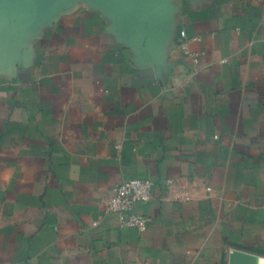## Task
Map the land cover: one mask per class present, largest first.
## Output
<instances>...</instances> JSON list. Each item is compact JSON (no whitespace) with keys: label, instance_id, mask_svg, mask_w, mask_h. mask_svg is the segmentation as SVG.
<instances>
[{"label":"crops","instance_id":"1","mask_svg":"<svg viewBox=\"0 0 264 264\" xmlns=\"http://www.w3.org/2000/svg\"><path fill=\"white\" fill-rule=\"evenodd\" d=\"M231 249L264 256V0H0V264Z\"/></svg>","mask_w":264,"mask_h":264},{"label":"built area","instance_id":"2","mask_svg":"<svg viewBox=\"0 0 264 264\" xmlns=\"http://www.w3.org/2000/svg\"><path fill=\"white\" fill-rule=\"evenodd\" d=\"M182 37L186 33L182 32ZM155 193V182L151 179H130L116 185L106 206L109 213L120 216V224L125 228H137L144 232L151 219L136 212L138 205L149 203Z\"/></svg>","mask_w":264,"mask_h":264},{"label":"water","instance_id":"3","mask_svg":"<svg viewBox=\"0 0 264 264\" xmlns=\"http://www.w3.org/2000/svg\"><path fill=\"white\" fill-rule=\"evenodd\" d=\"M225 264H264V256L240 249H231Z\"/></svg>","mask_w":264,"mask_h":264}]
</instances>
